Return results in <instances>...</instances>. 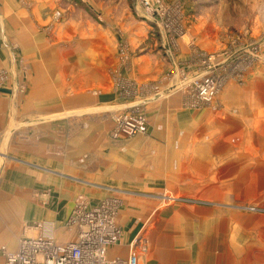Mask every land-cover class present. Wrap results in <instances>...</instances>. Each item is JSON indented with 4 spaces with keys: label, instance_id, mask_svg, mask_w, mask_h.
<instances>
[{
    "label": "rangeland",
    "instance_id": "rangeland-1",
    "mask_svg": "<svg viewBox=\"0 0 264 264\" xmlns=\"http://www.w3.org/2000/svg\"><path fill=\"white\" fill-rule=\"evenodd\" d=\"M158 1L165 14L153 20L137 0H124L127 9L139 8L149 30L136 52L153 48L159 57H176L178 74L173 69L168 75L166 91H154L151 85L136 94V82L120 76L117 84L124 86L123 98L133 100L132 105L90 110L79 121L84 128L75 132L81 135L75 146L83 152L72 157L76 162L59 159L58 174L64 166L70 173L111 174L129 164L131 174L110 175L102 185L77 181L109 191L108 198L119 202V224L137 234L134 247L142 264H264V0ZM203 80L219 85L209 105L197 104L193 97ZM13 88L17 98L27 90L17 78ZM147 109L157 118L179 121L153 142L144 137L124 145L110 140L116 116L138 111L149 126ZM23 180L24 186L10 184L9 191L18 189L27 198L33 193L44 209L60 211L59 221L68 212L58 224L66 227L65 234L57 229L55 241L76 242L77 232L67 223L77 195L59 193L77 181L45 180L38 188L32 175ZM124 209H129L127 217ZM142 212L149 216L139 223Z\"/></svg>",
    "mask_w": 264,
    "mask_h": 264
},
{
    "label": "crops",
    "instance_id": "crops-1",
    "mask_svg": "<svg viewBox=\"0 0 264 264\" xmlns=\"http://www.w3.org/2000/svg\"><path fill=\"white\" fill-rule=\"evenodd\" d=\"M113 1L0 0V88L12 92H0V264L6 262L4 249L17 251L18 240L26 229L49 223L54 226L56 239L57 229L60 235L66 229L58 224H62L69 214L67 212L59 221L60 211L44 209L33 193L27 198L25 192L18 189L10 192V184L16 186L18 183L20 187L21 182L24 186L23 178L27 174L36 180L38 188L42 181L60 179H88L95 186L102 185L103 179L110 175L131 174L127 163L123 169L115 167L120 172L111 170V174L104 171H98V175L88 174L77 170L70 173L66 166L61 168L63 173L58 174L57 163L59 159L64 163L69 159L70 163L75 160L72 157L83 152L80 146L79 150L75 146L81 142L77 138L81 137L80 133L75 132L84 128L79 121L84 122L90 110L132 105L133 100L123 98L124 86L117 84L120 76L136 82L132 89L136 94L141 87L151 85L154 91L156 88L166 91L168 75L173 69L178 74L176 57H159L153 48L149 53L136 52L148 38L147 23L139 8L130 6L127 9L124 0ZM13 78L20 79L27 89L18 98ZM147 110V135L122 140L110 136V140L124 145V141L144 137L143 141L153 142L160 133L170 132L167 126L179 121L157 118L154 113L150 115L153 109ZM118 182L117 186L122 185L121 180ZM74 183L72 189L66 184V189L59 193L63 196L69 191L76 193L73 207L79 196L85 197L91 207L108 199L109 191L104 193L101 188L78 181ZM28 202L30 207L32 204L35 207L28 208ZM128 210L124 209L123 217H127ZM121 213L122 209L118 211V224ZM148 216L142 212L137 220L140 223ZM29 223L31 226L27 225ZM119 228L121 240L110 247L109 258H125L135 245L137 234H133L127 225L119 224ZM30 235H36V232Z\"/></svg>",
    "mask_w": 264,
    "mask_h": 264
},
{
    "label": "built area",
    "instance_id": "built-area-1",
    "mask_svg": "<svg viewBox=\"0 0 264 264\" xmlns=\"http://www.w3.org/2000/svg\"><path fill=\"white\" fill-rule=\"evenodd\" d=\"M147 18L161 19L165 7L158 0H137ZM59 18V16H57ZM219 85L215 81L197 82L193 97L197 104L213 102ZM193 106H197L192 102ZM113 139L137 137L148 133V120L140 112L116 116ZM119 202L113 198L91 207L87 199L79 196L68 225L77 232L76 242L58 245L54 226L37 224L26 229L19 240L18 250L4 249L5 264H140V254L133 246L125 258H109L108 250L120 242L121 229L117 223ZM35 231L36 235L30 233Z\"/></svg>",
    "mask_w": 264,
    "mask_h": 264
},
{
    "label": "water",
    "instance_id": "water-1",
    "mask_svg": "<svg viewBox=\"0 0 264 264\" xmlns=\"http://www.w3.org/2000/svg\"><path fill=\"white\" fill-rule=\"evenodd\" d=\"M0 92H3L5 94H11L12 93L10 90H8V89H2V88H0Z\"/></svg>",
    "mask_w": 264,
    "mask_h": 264
}]
</instances>
